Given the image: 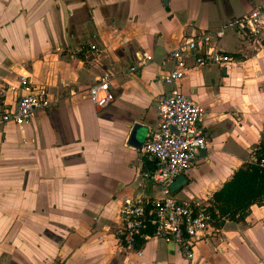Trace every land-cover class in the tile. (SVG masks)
<instances>
[{
  "label": "crops",
  "instance_id": "crops-1",
  "mask_svg": "<svg viewBox=\"0 0 264 264\" xmlns=\"http://www.w3.org/2000/svg\"><path fill=\"white\" fill-rule=\"evenodd\" d=\"M263 1L0 0V90L26 72L54 101L23 127L0 120V236L25 235L28 224L34 242L32 249L17 242L19 251L0 244V264H264V203L244 221H217L192 260L156 237L142 239L143 256L128 251L119 215L127 198L158 189L145 176L154 165L143 146L170 91L162 56ZM212 45L236 61L191 68L178 84L205 107L209 134L174 192L187 201L212 200L264 147V35L253 40L230 30ZM144 55L153 60L139 67ZM103 74L115 99L97 110L87 90ZM230 75L235 86L223 85ZM17 98L12 91L0 98V115ZM135 123L141 149L129 142Z\"/></svg>",
  "mask_w": 264,
  "mask_h": 264
},
{
  "label": "built area",
  "instance_id": "built-area-1",
  "mask_svg": "<svg viewBox=\"0 0 264 264\" xmlns=\"http://www.w3.org/2000/svg\"><path fill=\"white\" fill-rule=\"evenodd\" d=\"M230 30H236L256 40L264 35V1L250 12L231 18L222 27L201 31L187 38L178 47L162 56V63L170 68L162 76L170 86L167 95L157 104L158 127L148 133L143 150L153 161V169L145 173L157 186L154 194L127 198L119 209L123 235L128 251L143 256L142 239L156 237L177 244L186 257L192 260L195 247L207 232L214 229L223 218L213 210L212 200H185L174 195L171 185L176 179L195 166L199 155L207 148L205 130L201 125L204 107L193 100L179 87L191 68L210 65L224 66L236 61L227 52L214 48V39L222 38ZM96 48V45H92ZM153 60L144 55L140 65ZM137 66H132L135 71ZM18 80L5 84L0 90V98H6L10 91L18 93L16 107L4 110L2 122H13L23 127L39 110L54 104L48 88L34 82L31 75L19 72ZM87 96L97 110L105 109L113 103L115 93L111 76L103 74L87 90ZM264 147L260 146L256 151ZM257 153V152H256ZM264 167V154L250 159ZM150 230L151 232H146Z\"/></svg>",
  "mask_w": 264,
  "mask_h": 264
},
{
  "label": "trees",
  "instance_id": "trees-1",
  "mask_svg": "<svg viewBox=\"0 0 264 264\" xmlns=\"http://www.w3.org/2000/svg\"><path fill=\"white\" fill-rule=\"evenodd\" d=\"M257 158L264 154L257 151ZM264 203V167L248 160L212 195L213 210L223 218L244 221L254 204Z\"/></svg>",
  "mask_w": 264,
  "mask_h": 264
},
{
  "label": "rangeland",
  "instance_id": "rangeland-1",
  "mask_svg": "<svg viewBox=\"0 0 264 264\" xmlns=\"http://www.w3.org/2000/svg\"><path fill=\"white\" fill-rule=\"evenodd\" d=\"M232 81H233V76L230 75L229 77H226V79L222 81V84L225 85V86H228V85L235 86ZM217 82H218V79H217ZM227 90H229V89H227ZM98 115L100 117H102V119L103 118L107 119L109 116H111L110 114H107V112H100V114H98ZM200 156L201 155H199V157ZM28 227H30V226H28V224H26L25 225V230L26 231L30 230V228H31V227L30 228H28ZM26 231L24 233L25 235H16V234L13 235L12 234V236L11 235H9V236H0V244H2L3 247H5V246L8 247L9 246V248L17 249L19 251V247H18L17 242L21 243V240H22V242H24L26 244L25 246H27V249H32L33 243H34L33 242V237H32V234H28ZM11 255H14V256H11V260L15 262L16 259H18V258H16L17 252L15 250L14 251L12 250Z\"/></svg>",
  "mask_w": 264,
  "mask_h": 264
},
{
  "label": "water",
  "instance_id": "water-1",
  "mask_svg": "<svg viewBox=\"0 0 264 264\" xmlns=\"http://www.w3.org/2000/svg\"><path fill=\"white\" fill-rule=\"evenodd\" d=\"M142 125L140 123H135V125L133 126L132 129V133H131V140L129 141L131 145L135 146L138 149H141L143 146V142L144 140H142L139 137V133L138 130L140 129ZM205 152V150H203V153ZM188 181V177L186 174H182L180 175L176 181L171 185V189L173 192H177L178 190H180ZM181 199V198H180Z\"/></svg>",
  "mask_w": 264,
  "mask_h": 264
},
{
  "label": "flooded vegetation",
  "instance_id": "flooded-vegetation-1",
  "mask_svg": "<svg viewBox=\"0 0 264 264\" xmlns=\"http://www.w3.org/2000/svg\"><path fill=\"white\" fill-rule=\"evenodd\" d=\"M203 106V105H202ZM204 107V106H203ZM205 109V107H204ZM206 112V109L204 110V114ZM203 114V117H202V120H201V125L203 126L204 130H205V136H206V143L208 145V137H209V134H208V127L206 126V124L204 123V120H205V115ZM122 228H123V224H122ZM121 228V229H122ZM121 231V230H120ZM120 237L122 238V244L124 246V248L127 249L126 245H125V242H124V238H123V235H121V232H120ZM128 250V249H127Z\"/></svg>",
  "mask_w": 264,
  "mask_h": 264
}]
</instances>
